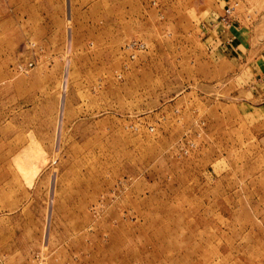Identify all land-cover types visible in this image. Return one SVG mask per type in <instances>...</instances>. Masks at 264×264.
Returning <instances> with one entry per match:
<instances>
[{"label": "rangeland", "instance_id": "1", "mask_svg": "<svg viewBox=\"0 0 264 264\" xmlns=\"http://www.w3.org/2000/svg\"><path fill=\"white\" fill-rule=\"evenodd\" d=\"M0 264H264V0H0Z\"/></svg>", "mask_w": 264, "mask_h": 264}]
</instances>
